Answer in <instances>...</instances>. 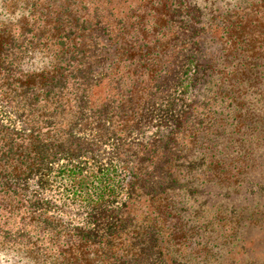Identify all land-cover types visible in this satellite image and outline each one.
I'll use <instances>...</instances> for the list:
<instances>
[{
  "label": "trees",
  "instance_id": "16d2710c",
  "mask_svg": "<svg viewBox=\"0 0 264 264\" xmlns=\"http://www.w3.org/2000/svg\"><path fill=\"white\" fill-rule=\"evenodd\" d=\"M0 264H264V0H0Z\"/></svg>",
  "mask_w": 264,
  "mask_h": 264
}]
</instances>
